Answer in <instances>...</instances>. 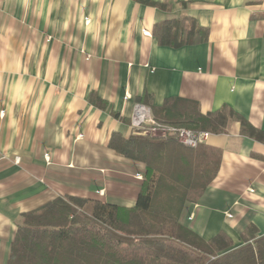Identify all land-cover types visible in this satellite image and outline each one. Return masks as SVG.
<instances>
[{
	"label": "crops",
	"instance_id": "1",
	"mask_svg": "<svg viewBox=\"0 0 264 264\" xmlns=\"http://www.w3.org/2000/svg\"><path fill=\"white\" fill-rule=\"evenodd\" d=\"M171 20V39L188 23L206 38L160 41ZM167 101L264 133V0H0V264L20 216L57 198L133 208L144 165L109 138L133 135L135 105L155 118ZM204 146L220 164L184 225L231 248L264 236V142L232 121Z\"/></svg>",
	"mask_w": 264,
	"mask_h": 264
},
{
	"label": "trees",
	"instance_id": "2",
	"mask_svg": "<svg viewBox=\"0 0 264 264\" xmlns=\"http://www.w3.org/2000/svg\"><path fill=\"white\" fill-rule=\"evenodd\" d=\"M171 26L180 29L183 22L166 21L159 28L161 35L154 32L169 45L204 40L207 35L188 23L185 37L171 39ZM155 118L210 134L225 133L236 121L242 134L264 142L263 132L226 109L201 115L192 103L167 101ZM108 146L144 165L135 206L69 196L23 213L6 264H264V236H256L253 227L241 236L239 247L231 248L222 233L205 241L184 225L189 207L217 173L218 150L204 145L186 149L172 140L134 134L125 139L115 133Z\"/></svg>",
	"mask_w": 264,
	"mask_h": 264
},
{
	"label": "built area",
	"instance_id": "3",
	"mask_svg": "<svg viewBox=\"0 0 264 264\" xmlns=\"http://www.w3.org/2000/svg\"><path fill=\"white\" fill-rule=\"evenodd\" d=\"M130 129L134 135L149 138L172 140L186 149H195L204 145L210 133L204 131H191L183 127L163 124L156 121L147 107L137 104L133 108L129 119Z\"/></svg>",
	"mask_w": 264,
	"mask_h": 264
}]
</instances>
